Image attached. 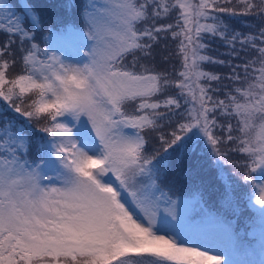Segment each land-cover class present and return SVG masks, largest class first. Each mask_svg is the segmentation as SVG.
<instances>
[{"label":"snow or ice","instance_id":"snow-or-ice-1","mask_svg":"<svg viewBox=\"0 0 264 264\" xmlns=\"http://www.w3.org/2000/svg\"><path fill=\"white\" fill-rule=\"evenodd\" d=\"M14 8L0 0L8 37L0 42V264H230L219 251L186 243L177 224L195 228L206 217L221 234L215 247L235 249L233 222L206 210L199 192L191 195L193 214L182 218L160 183L169 150L195 152L200 143L221 179L226 164L247 168L246 184L251 173L264 176V0H85L81 26L48 27L43 37L82 35L91 42L83 62L41 48L40 14L27 0ZM217 13L252 17L246 27L255 30L233 29ZM205 36L222 41L233 59L243 53L244 62L202 54ZM162 41L175 44L163 57L179 62L171 71L142 62L155 61ZM204 64L231 72L221 77ZM33 122L44 135L28 159ZM149 137L165 157L159 148L148 152ZM230 152L247 162L229 161ZM231 199L226 183L221 207ZM249 203L260 207L264 240V179L251 181Z\"/></svg>","mask_w":264,"mask_h":264},{"label":"trees","instance_id":"trees-1","mask_svg":"<svg viewBox=\"0 0 264 264\" xmlns=\"http://www.w3.org/2000/svg\"><path fill=\"white\" fill-rule=\"evenodd\" d=\"M69 2L74 5V7H72L70 10L64 7V5ZM84 2L85 0H27V3L31 4L43 19L44 31L36 32V42L40 44L41 48L49 46V42H45L43 40V37L46 35V30L49 26L53 27L54 31H59L66 23L75 24L78 27L81 26L79 21V12ZM10 4L12 6L14 5L19 10L18 0H10ZM236 7L237 10H239V6ZM217 15L224 16L225 20L231 24L233 29L245 34L255 30L253 28L246 27V25L254 22L252 17L240 16L229 18L226 14L217 13ZM58 22L60 26H58ZM168 22L170 21H161V23ZM207 22L210 23L211 21ZM25 25L31 29L27 20H25ZM55 36H58L61 41H65V39L68 38L67 33ZM7 38L8 37L5 33L0 32V42H3ZM202 42L206 45V48L202 54L208 55L217 60H231L233 64H241L244 62L245 57L243 53L241 54V59H233L232 57L226 55L229 49L225 47V44L219 39L205 36ZM18 43L19 39L17 38V43L14 44L13 47L16 48ZM164 44L165 42L162 41L161 44L154 48L153 51L155 54V61L149 60L142 62L148 64H152L154 62L157 69L168 68L169 71H171L173 65L179 67V62L174 56L170 57L167 63L163 62V57L168 56L169 53L175 49L174 43H168L167 48L164 47ZM28 46L29 42H25L24 47L27 48ZM52 47L53 46L51 45L49 49ZM128 60L130 61L131 57H128ZM203 68L205 71L219 74L221 77H226L231 72L230 68L220 64H204ZM17 69L19 70V65H17ZM221 85H228L229 87L232 86L226 79H222ZM213 86L215 87V84H213ZM162 98L163 97H161V99ZM233 123L235 122L233 121ZM217 134L220 135L221 133L217 131ZM30 135L33 137V146L27 158L33 159L35 150V137H38V132L35 131L34 127L33 130L30 131ZM233 146L234 145L231 144L227 146L221 145L220 150L225 151L226 148H232ZM158 148L161 150L160 156L165 157V154L162 151V146L153 137H149L148 152L151 154L155 149ZM228 159L229 161L239 162L240 165L247 162L245 157L234 152L229 153ZM164 162L168 168L167 178L164 179L162 183H158H160V187L165 192H168L169 189H171L170 194L174 199L183 198L186 201H189L193 210L195 208V204L191 199V195L195 192L201 193L204 201L203 207L208 211L218 213L227 220L232 221L235 231L239 232V234L241 233L239 235L241 242L244 239L255 240V238H252L250 233L247 232V228L253 230L260 221L254 220L255 217H253L250 212L246 211L245 205L241 204L238 207L236 201H241V199L245 198L244 201H242L243 203H246V205L248 204L247 197L251 191V181L253 180L256 173L250 174L249 183L245 184L244 181H241L234 185L232 184V181L236 179H243L244 174H246V172L249 173V170L243 166L233 167L231 164H226L223 168V173L225 176L224 179H221V173L212 162L211 152L203 143H200L196 147L195 152L186 151L179 153L170 149L168 156L164 159ZM228 170L231 171L226 173ZM226 183L230 185L232 199L230 206L227 209H224L221 207V199L218 197L224 196ZM233 206L236 207L235 213L232 211ZM209 220L210 219L206 217H202L200 222ZM247 233L249 235H246Z\"/></svg>","mask_w":264,"mask_h":264},{"label":"rangeland","instance_id":"rangeland-1","mask_svg":"<svg viewBox=\"0 0 264 264\" xmlns=\"http://www.w3.org/2000/svg\"><path fill=\"white\" fill-rule=\"evenodd\" d=\"M18 2H19V0H18ZM14 10L19 12V10L16 7L14 8ZM29 26L31 28L30 24H29ZM58 26H60L59 22H58ZM50 42L53 45V47L50 49V51H56L57 55H59L63 59H65L66 62H83V60H86V57H84V52L88 50V48L90 47V43H91V42L85 41V38L80 34H68V38H66L65 41H61L60 38L56 39V36H53ZM18 46H19V43L17 44V47ZM16 70L19 71L18 69H16ZM69 123L71 124V121H69ZM79 126L82 127V125H79ZM33 127L35 129L37 127L35 122H33ZM43 135H44L43 133L38 132V136H43ZM230 171L231 170H228L226 173H229ZM246 174H248V172H246ZM261 179H264V176H261V174L258 173L255 180L259 181ZM241 181H244V179H236V180L232 181V184L235 185ZM52 183H56V182L53 180ZM218 198L222 200L223 197L220 196ZM244 199H241V201L242 200L244 201ZM247 199H248V197H247ZM176 200L180 204V212H181L182 218L189 217L193 214V209L191 208L189 201H186L183 198L176 199ZM241 201H238V200L236 201L238 207L241 204L245 205L246 211L250 212L251 215L253 217H255L254 220L260 221L257 224L256 228H254L253 230L250 228H247V232L250 233V236L252 238H255L254 242L258 243V245H256V247H255L256 248L255 252L258 255H261L262 257H264V253H262V249H261V244H262V242H264V240L259 242V239H258V237H260L261 225H262V220H261V215H260V207L253 205V204H250L248 202V200H247V203H248L247 205H246V203H243V201L242 202ZM129 207H131L130 204H129ZM133 210L135 211V209H133ZM232 211H233V213L236 212L235 206H233ZM209 221H211V220H209ZM252 226H253V224H252ZM177 228L185 232V234H186L185 240H188L194 244H200L202 247H209V249L211 251L212 250L218 251L220 248H221V250H224V251H228L229 249H231V248L226 247L224 245H221L218 248L215 247V245L220 244V242H221V234H220V231L217 228V226L208 227V222L199 223V225L195 228H192L190 225L181 222V223L177 224ZM236 233L238 234V236L241 234V233L239 234V232H236ZM248 233L246 235H249ZM239 239H240V237H239ZM204 241H207L208 243L204 244L203 243ZM239 247L240 246L238 244V246L235 249H237ZM251 255H252V252H249L248 257L252 258ZM226 261H228V260L226 259ZM230 264H233V263L230 262Z\"/></svg>","mask_w":264,"mask_h":264},{"label":"bare ground","instance_id":"bare-ground-1","mask_svg":"<svg viewBox=\"0 0 264 264\" xmlns=\"http://www.w3.org/2000/svg\"><path fill=\"white\" fill-rule=\"evenodd\" d=\"M187 242H188V244H194V243H192V242H189L188 240H186Z\"/></svg>","mask_w":264,"mask_h":264}]
</instances>
